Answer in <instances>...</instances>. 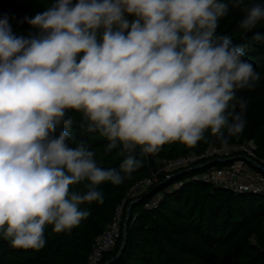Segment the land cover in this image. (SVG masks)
<instances>
[{
  "label": "clouds",
  "instance_id": "9594fccd",
  "mask_svg": "<svg viewBox=\"0 0 264 264\" xmlns=\"http://www.w3.org/2000/svg\"><path fill=\"white\" fill-rule=\"evenodd\" d=\"M244 4L55 0L16 21L39 29L28 38L0 16V238L42 249L46 225L70 232L90 214L81 205L104 202L97 186L120 185L142 166L129 154L119 170L100 168L83 142L70 147L68 110L83 114L86 131L106 138L109 152L121 145L120 155L155 154L175 142L194 147L208 130L224 145L240 134L247 102L236 90L254 88L260 73L246 47L217 29L229 5ZM245 11L242 29L264 20V5ZM234 100L239 112L229 111ZM85 180L86 192H70Z\"/></svg>",
  "mask_w": 264,
  "mask_h": 264
},
{
  "label": "trees",
  "instance_id": "16d2710c",
  "mask_svg": "<svg viewBox=\"0 0 264 264\" xmlns=\"http://www.w3.org/2000/svg\"><path fill=\"white\" fill-rule=\"evenodd\" d=\"M77 0H72L73 6ZM55 0H0V16L13 20V34L25 38L39 35L27 22L17 24L23 17H34L52 6ZM264 5V0H245L240 8L229 5L226 17L219 20L218 35L228 36L233 44L246 47L260 79L252 89H237V99L247 102L243 114L244 130L227 137L224 145L210 130L194 147L175 142L162 145L155 154H143L139 148L120 155L121 145L109 152L108 141L96 132H87V120L82 113L68 110L65 119L72 121L70 147L83 142L100 168L119 170L121 161L129 154L142 161V166L127 176L120 185L104 182L97 186L104 197L102 204L81 205L90 214L79 226L67 233H55L46 225V243L40 250L16 249L0 238V264H88L96 239L113 220L116 210L128 192L138 182L157 174V182L139 197L130 199L131 222L127 229L126 246L118 255L123 236L113 251L106 253L100 264H264V196L241 194L215 188L198 180L205 169L189 168L177 173L159 172L157 161L173 160L182 155L200 153L210 147L240 145L252 141L256 154L264 159V20L251 29H242L245 6ZM129 21L134 16H127ZM127 34V30L125 32ZM83 54H78L77 60ZM229 111L239 112L238 105ZM231 121V117H229ZM63 124L54 135L58 136ZM123 175V173H122ZM88 181L70 187V192L87 191ZM153 191H155L153 193ZM161 196L155 207L147 208ZM143 199L141 203L136 200ZM124 231V229H123ZM123 235V232H122Z\"/></svg>",
  "mask_w": 264,
  "mask_h": 264
},
{
  "label": "built area",
  "instance_id": "2783aa9c",
  "mask_svg": "<svg viewBox=\"0 0 264 264\" xmlns=\"http://www.w3.org/2000/svg\"><path fill=\"white\" fill-rule=\"evenodd\" d=\"M256 150L257 147L252 141H246L240 145L210 147L200 153H190L173 160L163 161V167L159 172L174 174L185 169L204 167L213 163L197 177L198 180L210 183L215 188L231 191L236 195L264 196V159L256 154ZM216 163L220 166H216ZM156 182L157 174L138 182L130 189L126 198L118 206L113 220L107 225L103 234L96 239L88 258V264H100L104 255L114 250L123 236L124 211L128 208L129 200L133 199L136 194L139 196L140 190L151 187ZM160 199L161 196H158L146 207H155Z\"/></svg>",
  "mask_w": 264,
  "mask_h": 264
},
{
  "label": "rangeland",
  "instance_id": "374dc122",
  "mask_svg": "<svg viewBox=\"0 0 264 264\" xmlns=\"http://www.w3.org/2000/svg\"><path fill=\"white\" fill-rule=\"evenodd\" d=\"M164 161H166V160H164ZM164 162L162 161V160H159V161H157V164H158V168H159V171H160V169L163 167L162 166V164H163ZM210 164V163H209ZM208 164V165H209ZM206 165V164H205ZM219 165V163H216V166H218ZM220 166V165H219ZM201 168H203V169H208L206 166H202V167H197L196 169L197 170H199V169H201ZM210 168V167H209ZM156 174H158V173H156ZM150 189V187H148V188H144V189H142V190H140V192H139V196H141V195H144L148 190ZM138 196V194H136L135 196H134V198H136V197H139ZM143 199H138V200H136V203H139L140 201H142ZM128 209V210H127ZM127 209H125V211H124V215H125V220H126V218H127V216L129 215V214H131V212H130V208H127ZM125 220H124V224H125Z\"/></svg>",
  "mask_w": 264,
  "mask_h": 264
},
{
  "label": "water",
  "instance_id": "95a60500",
  "mask_svg": "<svg viewBox=\"0 0 264 264\" xmlns=\"http://www.w3.org/2000/svg\"><path fill=\"white\" fill-rule=\"evenodd\" d=\"M236 160V159H235ZM234 161V160H232ZM230 161V162H232ZM213 165V163H210L209 165L207 164L206 167L209 168ZM155 191H153L154 193ZM142 201H140L139 203H141ZM138 203V204H139ZM131 209V208H130ZM131 212V210H130ZM131 222V214H129L125 220V224H124V231H123V239H122V246H121V250H120V253L118 255V258L122 255L123 251H124V248L126 246V240H127V229H128V225L129 223Z\"/></svg>",
  "mask_w": 264,
  "mask_h": 264
}]
</instances>
